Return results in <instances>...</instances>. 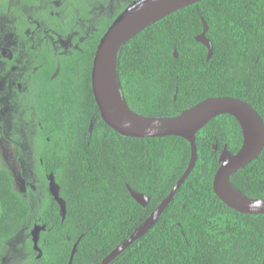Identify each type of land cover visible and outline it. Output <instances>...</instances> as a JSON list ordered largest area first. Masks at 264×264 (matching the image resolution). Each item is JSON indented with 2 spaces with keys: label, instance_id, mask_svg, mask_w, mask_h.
<instances>
[{
  "label": "trees",
  "instance_id": "1",
  "mask_svg": "<svg viewBox=\"0 0 264 264\" xmlns=\"http://www.w3.org/2000/svg\"><path fill=\"white\" fill-rule=\"evenodd\" d=\"M66 1L78 3V13L51 19L54 30L81 33L77 20L82 17L91 37L81 53L61 62L54 78L57 63L39 57L38 98L30 105L36 117L28 111L23 120L36 126V133L10 135L20 139L15 145L20 172L25 177L28 171L26 179L35 190L29 187L25 194L16 188L0 151V264L3 258L69 264L77 242L72 264L100 263L168 197L190 162L186 139L126 137L100 115L91 82L94 58L102 37L132 0H114L113 8L107 7L109 0ZM101 5L108 11L98 18ZM8 12V0H0V16ZM21 19V29H33L27 18ZM204 22L213 45L210 59L196 40ZM2 23L0 31L9 25ZM48 53L44 47L43 56ZM117 75L126 102L143 116H177L209 97L230 96L251 105L264 122V0H203L172 13L122 47ZM23 121L16 120L21 130ZM242 144L235 117L212 119L196 135V165L174 200L153 228L110 264H262L264 215L232 210L213 189L224 146L235 154ZM50 174L66 202L65 219L49 192ZM230 181L243 195L264 198V150ZM129 188L148 196V206L136 202ZM35 225L46 227L39 258L31 234Z\"/></svg>",
  "mask_w": 264,
  "mask_h": 264
},
{
  "label": "water",
  "instance_id": "2",
  "mask_svg": "<svg viewBox=\"0 0 264 264\" xmlns=\"http://www.w3.org/2000/svg\"><path fill=\"white\" fill-rule=\"evenodd\" d=\"M203 0H136L114 20L102 37L93 62L91 82L92 91L103 121L114 131L133 138L182 137L191 145L189 165L176 183L168 197L139 226L129 239L116 247L98 264H110L126 251L136 240L146 234L156 224L160 216L174 200L178 190L193 171L198 150L196 135L212 119L221 115H232L239 122L243 133L240 150L232 154L224 146L219 157L220 166L213 181L216 196L229 208L241 214L264 215V198H250L237 191L230 178L242 168L254 161L264 150V122L258 112L247 102L230 96L209 97L195 106L186 109L177 116L147 117L134 112L123 97L117 75L118 55L122 47L151 25L161 21L179 10ZM203 32L196 40L208 49V59L212 57L213 45L207 38L208 26L204 22ZM175 57L177 54L175 53ZM91 122L89 131L92 132ZM217 148V147H216ZM49 192L61 208L63 219L66 217V202L60 197V186L54 174L48 177ZM131 196L143 207H147L150 198L129 188ZM45 226L36 225L31 234L35 252L42 255L39 248L40 233ZM75 243L69 264H72L77 252ZM264 264V260L263 263Z\"/></svg>",
  "mask_w": 264,
  "mask_h": 264
},
{
  "label": "flooded vegetation",
  "instance_id": "3",
  "mask_svg": "<svg viewBox=\"0 0 264 264\" xmlns=\"http://www.w3.org/2000/svg\"><path fill=\"white\" fill-rule=\"evenodd\" d=\"M134 1L136 0H132L131 3ZM108 3L110 4L107 7L113 8L114 0H109ZM79 4H83V0H80ZM14 7H18V12ZM8 8V14L0 16V22L9 24L2 27L0 31V141L4 139L6 143L15 147L20 139H10V135L23 133V136H27V134L35 135L36 133V126L33 127L32 124L23 120L27 119L26 114L28 111L34 119L36 117L35 110L30 105L38 98H36L37 93H34V91L37 92L35 88L38 87L37 80L34 77H37L39 70L42 68V65L39 64V57L52 59L57 63V70L52 77L54 78L60 72V64L64 59L75 58L76 52L77 54L82 52L83 48L81 46L90 39L92 32L91 26L82 25L84 22L82 17L77 20L81 25V33L72 30V33L61 35L54 30L51 19L56 17L69 18L72 13H78V3L73 1L40 0L39 4H35L29 0H8ZM107 11L108 8L101 5L98 10V18ZM20 14L27 18V22L33 27L32 30L30 28L21 29L22 26L19 22H23V19H21L23 17ZM47 16L49 19H47ZM47 22L51 23L52 26H49ZM86 23H88L87 19ZM85 28L86 31L83 32L82 30ZM44 47L50 53L43 56ZM24 91V95L21 96L20 93ZM17 119L23 121L21 124L22 130L19 128V122H16ZM0 151L2 156L1 145ZM25 151H30V147H26ZM19 156L15 147L13 159L15 163L13 165H16V167H19ZM26 159L22 161V165H27L29 159ZM7 164L8 167L12 166L11 163L7 162ZM27 173L28 171L25 169L24 177L20 172V178L16 181L24 183L25 187L22 192L25 194L28 192L29 187L35 190V186L30 185V182L26 179L29 176ZM3 260L6 264V259L3 258Z\"/></svg>",
  "mask_w": 264,
  "mask_h": 264
},
{
  "label": "rangeland",
  "instance_id": "4",
  "mask_svg": "<svg viewBox=\"0 0 264 264\" xmlns=\"http://www.w3.org/2000/svg\"><path fill=\"white\" fill-rule=\"evenodd\" d=\"M1 140H3V141H0V143H1L0 145L2 146V152H3V155L2 156H3L4 163H5V165H7V167H8L7 162L8 163H11L12 166H14V167L10 166L8 168L14 174L16 188L20 192H22V190L25 187L24 183L21 182V181L16 182L20 178V167H16V165H13L15 163L14 160H13L14 159V155H15V147H14V145H9L8 143H6L4 141V139H1ZM17 261L18 260H15V262L8 261V262H6V264H19Z\"/></svg>",
  "mask_w": 264,
  "mask_h": 264
}]
</instances>
